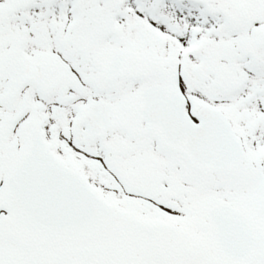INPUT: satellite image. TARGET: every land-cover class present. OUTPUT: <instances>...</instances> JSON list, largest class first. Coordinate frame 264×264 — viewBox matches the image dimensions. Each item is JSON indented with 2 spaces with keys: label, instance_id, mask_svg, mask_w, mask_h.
Instances as JSON below:
<instances>
[{
  "label": "snow or ice",
  "instance_id": "obj_1",
  "mask_svg": "<svg viewBox=\"0 0 264 264\" xmlns=\"http://www.w3.org/2000/svg\"><path fill=\"white\" fill-rule=\"evenodd\" d=\"M0 264H264V0H0Z\"/></svg>",
  "mask_w": 264,
  "mask_h": 264
}]
</instances>
